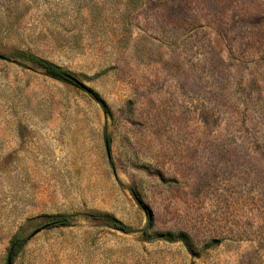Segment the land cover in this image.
<instances>
[{
  "label": "rangeland",
  "instance_id": "374dc122",
  "mask_svg": "<svg viewBox=\"0 0 264 264\" xmlns=\"http://www.w3.org/2000/svg\"><path fill=\"white\" fill-rule=\"evenodd\" d=\"M0 55V264H264V0H0Z\"/></svg>",
  "mask_w": 264,
  "mask_h": 264
},
{
  "label": "trees",
  "instance_id": "16d2710c",
  "mask_svg": "<svg viewBox=\"0 0 264 264\" xmlns=\"http://www.w3.org/2000/svg\"><path fill=\"white\" fill-rule=\"evenodd\" d=\"M26 59L28 61H30L34 66L40 68L43 72L44 75L53 78V79H59L68 83H71L75 86H78L74 80H73V76L66 71L65 69L61 68L60 66L42 59V58H38V57H34V56H26ZM80 87V86H78ZM105 142L108 144L109 140L106 137L105 134ZM85 217H89L92 218L94 220H100L103 221L104 223H106L108 226H110L111 228L115 229V230H119L123 233H129L132 232V230L130 228H128L125 224H123L121 221L113 218V217H109L106 215H97V214H82ZM74 215H52L49 216L42 224L43 227L46 228H54V227H66L69 226L72 223ZM147 217H148V225H150V215L147 212ZM163 240H167V241H172L173 239L169 236H162ZM161 238V237H160ZM27 240V237H20V236H14L10 242H9V246L7 248L8 251V259L12 260L16 257V255L20 252V250L23 248V246L25 245Z\"/></svg>",
  "mask_w": 264,
  "mask_h": 264
},
{
  "label": "water",
  "instance_id": "95a60500",
  "mask_svg": "<svg viewBox=\"0 0 264 264\" xmlns=\"http://www.w3.org/2000/svg\"><path fill=\"white\" fill-rule=\"evenodd\" d=\"M2 57L3 56L0 55V58H2ZM73 80L78 86H80L81 88L86 89L88 91V89L82 83H80L77 79L73 78ZM9 263H10V260L8 259L7 264H9Z\"/></svg>",
  "mask_w": 264,
  "mask_h": 264
}]
</instances>
